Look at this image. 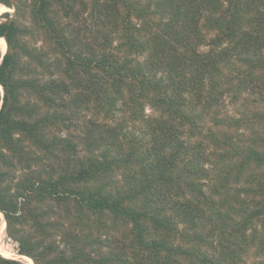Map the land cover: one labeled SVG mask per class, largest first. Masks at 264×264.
<instances>
[{"label":"trees","instance_id":"16d2710c","mask_svg":"<svg viewBox=\"0 0 264 264\" xmlns=\"http://www.w3.org/2000/svg\"><path fill=\"white\" fill-rule=\"evenodd\" d=\"M0 4L28 12L46 48L26 41L30 27L1 16L0 214L18 257L243 264L258 232L264 249V175L247 176L253 189L236 186L246 167H264V136L258 147H237L228 133L201 127L227 93L248 91L264 106V0ZM86 20L97 29L92 43L81 37ZM252 120L264 125V108ZM74 122L80 129L69 133ZM127 124L141 125L139 134ZM0 264L26 263L0 256Z\"/></svg>","mask_w":264,"mask_h":264},{"label":"rangeland","instance_id":"374dc122","mask_svg":"<svg viewBox=\"0 0 264 264\" xmlns=\"http://www.w3.org/2000/svg\"><path fill=\"white\" fill-rule=\"evenodd\" d=\"M10 9L11 12L8 13L11 15L10 16L11 18L18 19L19 23L22 26L30 27L33 30L34 33L31 32L33 33V36L28 35V37H26V41L29 42L31 46H34L37 49L39 48L46 49L44 46V38H45L43 34L44 32L43 33L41 31L38 32L33 29L28 12L25 11L21 16H16V14L14 13L15 12L14 8H10ZM65 22L71 25V28L75 30L77 29V27L80 29V27L83 25L82 23H77L76 21H73L71 19H66ZM134 22L139 24L137 20H134ZM84 24L85 26L83 28L86 30L88 29L89 32L86 31L85 33L82 30L81 37L86 35V37H84L83 40L88 43H92L95 39V33L97 29L93 28L94 23L91 20L84 21ZM28 30L31 31L30 29ZM211 36H212L211 34L205 33V38L207 41L211 38ZM207 49L208 48L206 46H203L201 48V50L203 51H206ZM254 98H256V96L252 94L250 95L248 91L243 92L241 94H235V96H233L232 93L225 94L222 97V100L219 102L218 106L214 108L209 114H205L203 124L201 125L204 131L203 134L207 135V133L210 132L211 130L215 132L218 131L219 135L228 133L230 135V139L232 138L233 143H235V146L237 147L238 145L240 147H244V146L245 147L252 146L254 148L258 147L253 145L254 139L258 136H264V125L254 124L255 122H253L252 119H253V114L258 111H262L264 106L258 105L257 101L254 100ZM89 112H85L83 114L85 115L84 116L85 119L92 118V115ZM145 115L151 116V115H156V113L153 112L149 106H147L145 108ZM119 117H120L119 114L115 116L114 119L116 122L121 121L122 118ZM220 120L225 121L226 122L225 125L216 123L217 121ZM81 121H85V120L81 118ZM96 122L98 124L104 123L112 126L115 124L113 120L102 121V117L98 118ZM74 123L75 124L71 127L69 133L76 132L77 128L80 129L79 126H77L78 122H74ZM137 126L134 127L130 124H127V129L129 132H132L133 130L137 132L140 129V127H142L141 125H137ZM66 135L68 134L66 133ZM196 140H199V138H197ZM206 143H207L206 151L208 152L211 150V148L208 147V142ZM227 148L228 147L220 148V151H222V149L224 150ZM250 174H255L257 175V177H261L262 175H264V167H261L260 169H257L253 165H251L249 169L246 167L243 172L244 177L240 180V182L236 186L241 189L243 188L247 189L249 187L253 189L256 186V181L252 180L251 178L247 179V176ZM115 182H118L120 184L122 183V179L120 178V171L116 173ZM246 193L247 192H241L240 196L246 200L247 204L250 203L249 205H251V199H250L251 196H249L251 194L247 195ZM3 222H4L3 217L0 216V225ZM258 230L262 231V227L259 226ZM122 232L124 231L118 230V232L115 233L116 237H121ZM251 233L252 231H248L245 234L246 237L249 238ZM257 236L258 239L254 240V244L248 249L246 255L243 257V264H258L259 262L264 261V249L261 248L260 246V241H261L260 236H262V233L258 232ZM0 240H1V244L4 247L6 246L8 253L11 254V255L9 254L8 256H12L14 258H20L16 254L17 244L13 240L7 237L5 233V229H4V234L1 236ZM258 252H260L261 255L258 254Z\"/></svg>","mask_w":264,"mask_h":264},{"label":"bare ground","instance_id":"6f19581e","mask_svg":"<svg viewBox=\"0 0 264 264\" xmlns=\"http://www.w3.org/2000/svg\"><path fill=\"white\" fill-rule=\"evenodd\" d=\"M8 12H11V9L4 6V5H1L0 4V18L1 16L4 14V13H8ZM0 49L2 50V52H5L6 49H7V45L5 43V40L4 39H1L0 38ZM0 216L2 217V215L0 214ZM4 229H5V223L3 222L1 225H0V238L1 236L4 234ZM10 253H8L7 249H6V246L4 247L2 244H1V240H0V256L4 257V258H10V259H13L14 257L12 256H8ZM11 255V254H10ZM20 259L25 262L26 264H32L31 260L28 258V257H24V256H21Z\"/></svg>","mask_w":264,"mask_h":264},{"label":"water","instance_id":"95a60500","mask_svg":"<svg viewBox=\"0 0 264 264\" xmlns=\"http://www.w3.org/2000/svg\"><path fill=\"white\" fill-rule=\"evenodd\" d=\"M0 52H1V55L3 56L5 53H6V51L5 52H2V50L0 49ZM0 90L2 91V89H1V87H0ZM3 93V92H2ZM32 262V261H31ZM33 264V263H32Z\"/></svg>","mask_w":264,"mask_h":264}]
</instances>
